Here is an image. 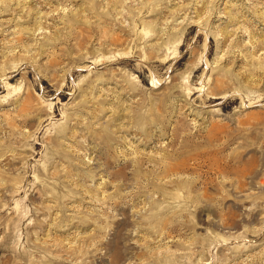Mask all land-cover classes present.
Wrapping results in <instances>:
<instances>
[{
    "label": "rangeland",
    "instance_id": "374dc122",
    "mask_svg": "<svg viewBox=\"0 0 264 264\" xmlns=\"http://www.w3.org/2000/svg\"><path fill=\"white\" fill-rule=\"evenodd\" d=\"M0 264H264V0H0Z\"/></svg>",
    "mask_w": 264,
    "mask_h": 264
}]
</instances>
